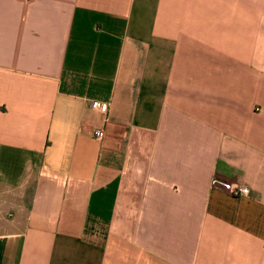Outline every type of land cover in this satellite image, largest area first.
<instances>
[{
  "label": "crops",
  "instance_id": "0c3cea01",
  "mask_svg": "<svg viewBox=\"0 0 264 264\" xmlns=\"http://www.w3.org/2000/svg\"><path fill=\"white\" fill-rule=\"evenodd\" d=\"M0 264H264V0H0Z\"/></svg>",
  "mask_w": 264,
  "mask_h": 264
},
{
  "label": "built area",
  "instance_id": "2783aa9c",
  "mask_svg": "<svg viewBox=\"0 0 264 264\" xmlns=\"http://www.w3.org/2000/svg\"><path fill=\"white\" fill-rule=\"evenodd\" d=\"M94 107L98 108L101 112H105L106 108H107V105L106 104H94ZM94 136L97 139L102 140V138L104 137V133L101 130H95ZM225 189L233 197H239V196H242V195H247L248 192H249L247 188L240 187V186H238L236 184H226L225 185Z\"/></svg>",
  "mask_w": 264,
  "mask_h": 264
}]
</instances>
